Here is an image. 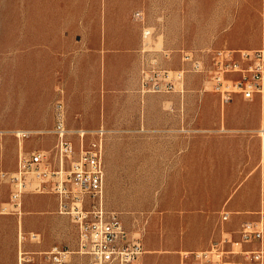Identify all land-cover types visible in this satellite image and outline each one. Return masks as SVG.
<instances>
[{"label": "rangeland", "instance_id": "obj_1", "mask_svg": "<svg viewBox=\"0 0 264 264\" xmlns=\"http://www.w3.org/2000/svg\"><path fill=\"white\" fill-rule=\"evenodd\" d=\"M215 49H264V0H0V172H14L21 152L54 148L62 102L68 129L106 131V207L142 239L148 264L177 256L182 264L184 252L210 248L241 216L232 202L249 208L246 220L258 218L264 166V99L237 95L246 103L223 105L184 61L187 51ZM204 60L210 65L212 54ZM155 61L183 72L173 91L144 90L143 71ZM239 112L259 114L263 125L249 133L256 143L240 151L238 169L233 141L244 135L226 118ZM188 114L208 131L195 132ZM20 130L33 134L21 139L13 134ZM71 138L80 146L79 134ZM10 195L0 178V209L10 208ZM57 209L54 192L28 190L21 214L0 218L1 255L15 238L17 264L20 250L34 253L35 264H49L45 252L55 247L77 251L70 217L46 218ZM89 260L74 253L70 264Z\"/></svg>", "mask_w": 264, "mask_h": 264}, {"label": "built area", "instance_id": "obj_2", "mask_svg": "<svg viewBox=\"0 0 264 264\" xmlns=\"http://www.w3.org/2000/svg\"><path fill=\"white\" fill-rule=\"evenodd\" d=\"M209 53L212 54L210 65L204 60ZM184 61L189 71L206 77V89L218 94L223 105L231 103L237 95L246 100H253L258 95L264 99V49H215L201 54L187 51ZM156 64L157 61L151 70L143 71L144 90L173 91L176 82L182 80L183 72L173 75L169 70L157 68ZM51 133L57 139L51 151L21 152L14 172H0V178L11 186L10 208L3 210L20 214L22 199L28 190L36 193L52 191L58 196V213L70 217L76 226L78 248L71 251L55 247L45 252L49 264H70L74 253L88 256L89 264H139L145 252L142 239L131 236L120 215L106 207V131L68 129L65 106L59 102ZM13 134L25 139L33 132L20 130ZM74 134L81 137L80 146L74 144L71 138ZM87 135L92 139L85 145ZM260 198L258 218L242 223L238 239L227 235L208 249L184 252V264H264V166ZM222 219L228 221L230 213L225 212ZM29 238L39 241L41 236L31 233ZM247 244L256 246L245 249ZM33 255L20 250L18 264H35Z\"/></svg>", "mask_w": 264, "mask_h": 264}, {"label": "crops", "instance_id": "obj_3", "mask_svg": "<svg viewBox=\"0 0 264 264\" xmlns=\"http://www.w3.org/2000/svg\"><path fill=\"white\" fill-rule=\"evenodd\" d=\"M236 103H246L244 101V99L240 96H236L234 98V100L230 103V105L232 104H236ZM220 119L219 117H217V120ZM187 120H189V122L187 123L188 126L190 127H198L200 129H198L200 132H204V131H208L205 128H208L210 126L205 125V123L203 122V119L201 118L200 115H198L197 117L192 116L191 114L187 115ZM227 125L230 126L232 128V130L234 131H238L243 132V135H238L237 138L234 139L233 143L236 145L235 151L237 153V156L235 158V163H233L231 166L235 167V168H241V167H245L244 162L241 161L240 159V151L245 149L246 144L248 145V147L250 145H255L256 140L254 139V137L249 136V133L252 131H255L256 129H258L260 126L263 125L262 121H261V116L259 114L256 113H248V112H239L236 114H233V116L231 114L227 115ZM203 129V130H202ZM205 129V130H204ZM240 146L242 148H240ZM207 148H201V151H206ZM262 152L264 154V140H262ZM233 200H237V197H230V199ZM231 209L232 212L234 213H239L238 218L234 217V220L232 221V225L230 226V229L228 228V230H221L219 231V235L218 237L220 238L219 240H221L225 235H229L232 236L234 239H238L239 237V229L242 225L243 222L248 221L247 219V212H249V208H244L243 205H238L237 201L236 202H232L231 204ZM50 214H46V218L47 220L49 218H51L54 221H63L66 222L68 221V217L66 215H61L58 213V209L56 210H52L50 212H48ZM230 213V218H231V212ZM21 214V213H20ZM16 216L18 215V213L16 212H5L3 209H0V218H8L10 216ZM74 246V245H73ZM256 246V244H247L244 246L245 249H252ZM3 247V245L0 243V249ZM11 248V250H10ZM77 248H78V240H77ZM8 251H7V256L4 257L3 255H1L0 252V264H17V242H16V238L15 240L12 242L11 247L8 246L7 247ZM188 252V251H187ZM184 254V253H183ZM183 254H182V264H184L183 262ZM139 264H148L147 260L144 258L143 256L140 258L139 260ZM172 264H180V258L174 257L172 258Z\"/></svg>", "mask_w": 264, "mask_h": 264}, {"label": "bare ground", "instance_id": "obj_4", "mask_svg": "<svg viewBox=\"0 0 264 264\" xmlns=\"http://www.w3.org/2000/svg\"><path fill=\"white\" fill-rule=\"evenodd\" d=\"M260 132H261V134H263V135H264V130H261ZM263 138H264V137H263ZM263 140H264V139H263Z\"/></svg>", "mask_w": 264, "mask_h": 264}]
</instances>
